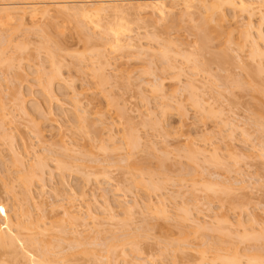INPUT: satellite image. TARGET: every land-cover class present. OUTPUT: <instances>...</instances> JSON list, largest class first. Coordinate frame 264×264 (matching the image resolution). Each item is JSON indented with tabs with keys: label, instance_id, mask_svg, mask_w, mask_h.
<instances>
[{
	"label": "rangeland",
	"instance_id": "1",
	"mask_svg": "<svg viewBox=\"0 0 264 264\" xmlns=\"http://www.w3.org/2000/svg\"><path fill=\"white\" fill-rule=\"evenodd\" d=\"M115 1L136 6L151 0ZM260 1L256 8L264 15ZM179 6L163 17L132 9L122 39L132 38L140 52L150 50L142 53L110 48V29L117 25L112 18L95 25L51 12L47 19L0 23V235L17 239L0 238V264H42L43 252L54 264H198L202 253L205 259L222 255L220 260L239 253L241 264H264V59L252 61L241 39L248 18L204 29L200 10L187 16ZM259 18L250 23L264 47ZM26 107L32 115L21 112ZM127 135L139 137L133 150ZM215 153L218 160L211 162ZM38 154L46 155L42 184L33 178L35 170L29 174ZM214 182L215 193L202 189ZM219 218L228 229L218 226Z\"/></svg>",
	"mask_w": 264,
	"mask_h": 264
},
{
	"label": "bare ground",
	"instance_id": "2",
	"mask_svg": "<svg viewBox=\"0 0 264 264\" xmlns=\"http://www.w3.org/2000/svg\"><path fill=\"white\" fill-rule=\"evenodd\" d=\"M166 0H151V1H145L144 3H140V2H138V3H140V4H138L137 3V5L136 6H132V5H130V4H125L124 6H122L120 3H118V1H115V0H102V1H99V2H97V3H95V4H90V5H88V2H78L80 5H76V6H68V3L67 2H50L49 3V5L48 6H40V5H38V3H30V2H26V3H24V4H22L20 7L18 6H10V4L9 5H7V3L5 4H3L2 3V5H0V23H9V22H13V21H19L20 23H22L23 21H24V18H25V16H28V18H26V19H28L30 22H33V21H35V20H41V19H47V18H49L50 16H51V12H54V13H57V14H59V13H62V14H66L68 17H72V18H74V19H79V20H83V21H85L86 23H90V24H97L96 22L98 21H101V19H103V18H112L113 20V22L115 21V23H117V25L115 26V28H113V29H110V33H111V35H112V39H109V42L111 41V45L110 46H112V47H110L111 49L112 48H115V49H126V50H136V48H137V50L139 49V52H140V50H141V47H139L138 45H136V43H134L135 41H133V39L132 38H130L129 36H127L128 37V39L126 40V39H124V40H126V41H124L122 38H123V35L126 33V32H129V28L127 29V24H128V22H127V20H129V18H131V14L133 13L132 12V9L133 10H137V11H139V12H143V11H149V12H151V14L153 15H155V14H157V15H159L160 17H163L166 13H170V12H172L173 11V9L175 10V8L174 7H176L177 5L179 6V4H181V6L183 7V11H185V13H186V15H187V13H189L190 15H191V12H194V10H195V12L196 11H198V10H200L201 11V13L203 14H201L200 13V15L204 18V19H202V17H201V19L202 20H200V17H199V20L201 21V25L199 24L198 26H204V29L207 27V28H209L208 26L209 25H211V24H213L214 23V27L213 26H211V29H212V27L216 30V27L217 28H219V29H221L224 25H226V24H228V23H230V21L231 20H234L237 16H238V18L240 17V16H243V17H245V18H248V19H246V20H248L247 22V24H246V26H245V29H244V27H243V29H244V31L243 32H241V34H242V37H241V39H243V43L244 42H246V44H249V58L253 61L254 59H256V61H260V60H262V59H264V47H262L261 45H260V42L262 41V37H261V35L258 33V32H254V31H252L253 30V28H255V26L253 25V24H251L250 23V21H251V19L253 18V17H260L259 19L260 20H262V19H264V15H261L262 13H260L259 12V9H257L256 7H259V5H257V3H258V0H178V1H173L174 3V5L171 3V5L169 4L168 5V3H166L165 2ZM169 1V0H168ZM171 1V0H170ZM125 2V1H124ZM259 2H261L260 0H259ZM70 3H73V2H70ZM262 3V2H261ZM261 3H258V4H261ZM48 4V3H47ZM119 5H121V6H119ZM134 5V4H133ZM181 6H179L180 8H181ZM261 6V5H260ZM177 8V7H176ZM180 11V10H179ZM183 11H182V13H181V15L183 14ZM132 12V13H131ZM138 12V13H139ZM194 12V13H195ZM262 12V11H261ZM184 13V14H185ZM197 13V12H196ZM172 14V13H171ZM179 14V13H178ZM189 14L187 15V16H189ZM199 14V13H198ZM133 15V14H132ZM167 15V14H166ZM180 15V14H179ZM181 15H180V17H181ZM257 15V16H256ZM178 16V15H177ZM184 16V15H183ZM129 17V18H128ZM128 18V19H127ZM242 19V18H241ZM212 22V23H211ZM252 22V21H251ZM262 22H264V21H262ZM199 23V22H198ZM211 23V24H210ZM80 24V23H79ZM126 24V25H125ZM87 25V24H86ZM98 25V24H97ZM207 25V26H206ZM254 27H253V26ZM202 27H198L199 28V30L198 31H200V29L202 28ZM82 28V27H81ZM206 28V29H207ZM203 28H202V30H204ZM218 29V30H219ZM225 29H227V28H225ZM242 29V30H243ZM80 30V29H79ZM223 30V29H222ZM83 31V30H82ZM82 31H80V32H82ZM87 31H89V30H87ZM219 31H221V30H219ZM125 32V33H124ZM202 32V31H201ZM205 32V31H204ZM213 32H215V31H213ZM87 33V32H86ZM124 33V34H123ZM216 33V32H215ZM258 33V34H257ZM84 34V33H83ZM120 34L122 35L121 37H120ZM201 34H203V33H201ZM228 34V33H227ZM261 34H262V32H261ZM87 35V34H86ZM85 35H83V37H84ZM202 36H204V35H202ZM217 37H218V35H216ZM228 36H229V34H228ZM232 36V35H231ZM240 36V35H239ZM262 36H264V34H262ZM90 37V36H89ZM89 37H87V39L89 38ZM200 37H201V35H200ZM204 37H206V36H204ZM231 38V37H230ZM84 39H86V37L84 38ZM86 39V40H87ZM200 39H202V38H200ZM199 39V40H200ZM261 39V40H260ZM227 40H228V38H227ZM259 40H260V42H259ZM124 41V42H123ZM197 41H198V39H197ZM202 41H205V40H203L202 39ZM228 41H230V40H228ZM2 42V41H1ZM200 44V43H199ZM203 44V43H202ZM201 44V45H202ZM245 44V45H246ZM108 45V46H109ZM205 46V45H204ZM203 47V46H202ZM149 49H151V48H149ZM144 52L147 50V51H150V50H148V49H146L145 50V48H143L142 49ZM113 51H115V50H113ZM117 51V50H116ZM143 51H141L140 53H142ZM138 52V51H137ZM154 52V51H153ZM152 52V53H153ZM101 52H98V54L97 55H99ZM138 54V53H137ZM49 55H51V53H49ZM101 55V54H100ZM139 56V55H138ZM2 57V56H1ZM51 58H52V56H51ZM54 59H56V57L54 58ZM53 59V60H54ZM10 60V59H9ZM7 61V59L5 60V62ZM51 62V64H52V60L50 61ZM56 63H57V61H55ZM0 64H1V60H0ZM9 64V63H8ZM54 65H55V63H54ZM256 65V64H255ZM260 65V64H259ZM262 65H264V64H262ZM57 66V65H56ZM54 67V66H52V67H54V73L55 72H57V71H55V68H57V67ZM12 67V66H11ZM52 67H51V69H52ZM255 67V66H254ZM258 67V66H257ZM262 67H264V66H262ZM260 68H261V66H260ZM58 71H59V68L57 69ZM262 71H264V69H261ZM39 71V70H38ZM257 71V70H256ZM42 72V71H41ZM50 72H51V70H50ZM100 72V71H99ZM259 72V71H258ZM52 73V72H51ZM50 74V73H49ZM55 74H57V73H55ZM45 75H48V74H45ZM53 76H54V74H53ZM58 77V74L57 75H55V77ZM51 77H52V74H51ZM104 77V76H103ZM103 77L101 78V79H103ZM48 78H50L49 77V75H48ZM52 79V78H51ZM50 79V80H51ZM50 80H48V84H47V88L49 87V86H51V85H49L50 83H51V81ZM52 82H54V81H52ZM45 83V82H44ZM157 84V83H156ZM49 85V86H48ZM18 86H20V85H18ZM155 86V85H154ZM162 82H160L158 85H157V87H158V89L157 90H159L160 92H161V89H162ZM21 87V86H20ZM19 88V87H18ZM46 88V87H45ZM51 89H52V87H50ZM50 88H49V92L51 91L50 90ZM154 88H156V86L154 87ZM161 88V89H160ZM46 90V89H45ZM157 90H155V91H157ZM22 91V90H21ZM21 91L18 89V93H19V95H21L22 96V93H21ZM49 95V94H48ZM13 96V95H12ZM50 96H51V93H50ZM51 97H53V96H51ZM194 97V96H193ZM196 97V96H195ZM54 100H57V99H55V98H53ZM196 99V98H195ZM17 101V100H16ZM18 102V101H17ZM198 102V101H197ZM261 102V101H260ZM199 103V102H198ZM196 104V103H195ZM199 105V104H198ZM261 105H262V103H261ZM17 106H19V105H17ZM34 107L35 106V104H30V109H32V107ZM201 106H203V105H201ZM262 106H264V105H262ZM28 107V108H29ZM38 106L36 105V109L34 110V108H33V110L37 113L38 111L37 110H39L38 108H37ZM40 107V106H39ZM21 108V107H20ZM23 109V110H22ZM22 109H20V110H22L21 112H23V114L25 115V116H27V115H32L33 114V112H32V114H30L28 111H27V107L26 108H22ZM29 109V110H30ZM202 109V108H201ZM1 110V109H0ZM32 110V111H33ZM41 111H42V109H40ZM262 110H264V108H262ZM262 110H261V112H262ZM31 111V110H30ZM40 111V112H41ZM81 111V110H80ZM79 111V112H80ZM203 111V110H202ZM210 111V110H209ZM34 112V113H35ZM120 112V111H119ZM207 112V111H206ZM39 113V112H38ZM81 113V112H80ZM82 113L84 114V111L82 110ZM207 113H211L212 114V112L210 111V112H207ZM40 114V113H39ZM43 114H46V113H44L43 112ZM49 114V113H48ZM119 114H121V113H119ZM47 115V114H46ZM46 115H43V116H45L44 118H48V116H50L51 115V113L46 117ZM82 115V114H81ZM81 115H79V118H82V117H80ZM85 115V114H84ZM209 115V114H208ZM207 115V116H208ZM3 117V116H2ZM1 117V119H4V117L2 118ZM122 117V116H121ZM79 118H78V116H77V121L79 120ZM84 118V117H83ZM80 120H82V119H80ZM79 120V121H80ZM84 120V119H83ZM85 120H87V119H85ZM84 120V121H85ZM83 122V121H82ZM86 122V121H85ZM0 123H1V121H0ZM34 123V122H33ZM84 123V122H83ZM82 123V124H83ZM3 124V123H2ZM231 124V123H230ZM230 124H229V126H230ZM3 126V125H2ZM79 126H81V125H79ZM85 126V125H84ZM85 128V127H84ZM80 130V129H79ZM132 132H134V130L132 131ZM131 132V133H132ZM137 133V132H136ZM135 132L133 133V134H136ZM2 134H4V133H2ZM138 134H136V136H137ZM6 136V135H5ZM128 136V135H127ZM132 136V135H131ZM8 137V136H7ZM10 137V136H9ZM12 137V136H11ZM124 137V136H123ZM5 138V137H4ZM110 137L108 136V139H109ZM113 138V137H112ZM112 138H110V139H112ZM137 138H139V137H137ZM136 138V139H137ZM2 139V138H1ZM8 139H11V138H8ZM14 139V138H13ZM135 139V137L133 138H129V136H128V138H127V140H125V142L129 145V146H131V147H129L126 143H124V144H126L129 148H132V150H133V148L136 146V144H137V140ZM124 140V139H123ZM6 141V140H5ZM9 141V140H8ZM110 141V140H109ZM12 142H14V141H12ZM11 142V143H12ZM7 143V142H6ZM138 143H139V141H138ZM9 144V143H8ZM125 145V146H126ZM139 145V144H138ZM8 146V145H7ZM124 146V147H125ZM14 147V146H13ZM12 147V148H13ZM18 148V147H17ZM127 148V147H126ZM114 149V148H113ZM115 149H117V148H115ZM135 149V148H134ZM11 150H13V149H11ZM15 150V149H14ZM126 150V149H125ZM129 150V149H128ZM18 152V151H17ZM14 154L16 153V152H13ZM44 155V154H43ZM49 155V154H48ZM47 155V156H48ZM42 155H39L38 154V156L36 157V161H37V163H34L35 165L32 167V165H30V169H33L32 170V173H31V171H30V173L29 174H33V171L35 170V172L37 173V171H38V169L39 168H37V167H35L36 165L37 166H41L40 168L41 169H39V171H38V173L36 174L35 173V175H33V178H35L37 181L36 182H38L39 184L41 183H43V182H39V181H42V178H43V176H44V174H45V171L43 170L46 166H43V168H42V163L41 162H43L44 161V159L46 158L45 156H42ZM213 157H211L210 156V158H213V159H211V162L212 161H216L217 162V154L215 153V155L213 154L212 155ZM43 157H45L44 159H43ZM217 157V158H216ZM18 158V157H17ZM48 158V157H47ZM20 159V158H19ZM235 160H236V158H234ZM43 160V161H42ZM47 160V159H46ZM77 160V159H76ZM19 161V160H18ZM55 161H57V160H55ZM62 161V160H61ZM79 161V160H78ZM125 161H127V159L125 160ZM16 162H17V160H16ZM40 162V163H39ZM64 161H62V163H63ZM80 162V161H79ZM236 162H237V160H236ZM56 163V162H55ZM59 163V164H58ZM58 163H56V165H58V166H56L57 168H60V166L61 167H64V166H62V165H64V164H62L61 162H58ZM65 163V162H64ZM98 163V162H97ZM223 163V162H222ZM238 163V162H237ZM32 164H33V162H32ZM66 164V163H65ZM107 164L109 165V163L107 162ZM106 164V165H107ZM45 165V164H44ZM98 165H100L99 163H98ZM211 165V164H210ZM216 165V164H215ZM66 166V165H65ZM80 166H82V165H80ZM85 166V165H84ZM87 166V165H86ZM102 166H104L103 165V163H102ZM114 166V165H113ZM68 167V166H67ZM77 167H79V166H77ZM80 168V167H79ZM81 168H83L84 170L87 168V170L89 171V169L88 168H90V167H81ZM101 168H103V167H101ZM109 168V167H108ZM108 168H106V169H108ZM30 169H28V170H30ZM61 169H63V168H61ZM60 169V170H61ZM79 170V169H78ZM47 171V170H46ZM63 171V170H62ZM73 171V170H72ZM71 171V172H72ZM77 171V169L75 168V170H74V172H76ZM83 170H81V172H82ZM26 172V176L27 177H31V175L30 176H28L29 174L27 173V171H25ZM80 171L78 172L79 174L81 173ZM65 173V172H64ZM73 173V172H72ZM77 173V174H78ZM23 174V173H22ZM74 174V173H73ZM86 174V175H85ZM83 176H88L89 175V173L87 174V173H85ZM47 175V174H46ZM59 175V174H58ZM25 176V177H26ZM63 176V175H62ZM90 176H91V174H90ZM141 176V175H140ZM150 176V175H149ZM21 177V176H20ZM85 177V178H86ZM143 177H145L144 175H143ZM84 178V179H85ZM152 178V177H151ZM215 178V177H214ZM26 179V178H25ZM89 179V178H88ZM216 179V178H215ZM21 180H22V178H21ZM27 181H28V179H26ZM87 180V179H86ZM219 180V179H218ZM23 181V180H22ZM31 181V180H30ZM152 182H153V180H151ZM214 181V180H213ZM212 181V182H213ZM33 182V181H32ZM35 182V181H34ZM207 181H205V183H206ZM211 183V182H210ZM209 183V184H210ZM221 183H222V181H221ZM204 184V182L201 184V185H203ZM213 184H215V182L214 183H212L211 185H207L206 184V186L204 185V186H202V189H204V191H206V189L207 190H209L208 192H210L211 191V193H215V192H213L215 189H214V186H213ZM216 184H218V183H216ZM199 185V184H198ZM200 185V186H201ZM219 185H221L222 186V184H219ZM219 185L217 186V187H219ZM224 185V184H223ZM238 185V184H237ZM239 186V185H238ZM154 187V186H153ZM229 187H231V185L229 186ZM155 188V187H154ZM213 188V189H212ZM219 188H222V187H219ZM224 188V190L223 191H229L230 190V188H227L226 186L225 187H223ZM222 188V189H223ZM245 188V187H244ZM244 188H242V190L244 189ZM235 189H240V187L239 188H235ZM234 188L233 189H231V190H235ZM72 190V189H71ZM71 190H69L70 192H71ZM242 190H239V191H242ZM219 191H221V192H223L222 190H219ZM238 191V192H239ZM236 192H237V190H236ZM74 192H72L71 194H73ZM207 193V192H206ZM70 194V193H69ZM210 194V193H209ZM219 194V193H218ZM232 194H233V192H232ZM231 194V195H232ZM213 195V194H212ZM217 195V194H216ZM210 196H211V194H210ZM218 196V195H217ZM219 196L221 197V195L219 194ZM222 198V197H221ZM106 201V200H105ZM105 203L106 202H104V210L105 211H108V215H109V213L111 214V207H110V205L109 204H106L105 205ZM109 205V206H108ZM65 212V211H64ZM68 211H66L65 213L67 214V215H69L68 213H67ZM185 212V211H184ZM113 214V213H112ZM111 214V215H112ZM185 214H187V212L185 213ZM67 215H65V216H67ZM89 215H91V214H89ZM110 216V215H109ZM90 217V216H89ZM94 217V215L92 216V218ZM95 217H96V215H95ZM114 217V216H113ZM112 217V218H113ZM70 218V220H73V222H76V220H78L77 218H75L74 216H68V219ZM91 218V217H90ZM110 218V217H109ZM112 218H110V219H112ZM96 219V218H95ZM220 219V218H219ZM223 218H221L220 220H219V223H218V226H219V224H220V228L222 227V228H225V229H228L229 227H228V225H230L229 223H228V221L227 220H225V219H223ZM33 222V221H32ZM34 223V222H33ZM248 223V222H247ZM28 224H32L31 223V221L28 223ZM27 224V225H28ZM36 224V222L34 223V225ZM22 225V224H21ZM39 225V224H38ZM240 225H242L241 223H240ZM28 226H30V225H28ZM217 226V227H218ZM19 227V226H18ZM23 227V226H22ZM25 227V226H24ZM30 227H33V226H30ZM29 227V230H31V228ZM228 227V228H227ZM252 227V226H251ZM27 228V227H26ZM20 228H18V230H19ZM33 229H35V226L32 228V230ZM39 229V227L37 228V226H36V229L35 230H38ZM244 229V228H243ZM28 230V229H27ZM40 230V229H39ZM9 231V230H8ZM20 232H21V230H19ZM245 231H247L246 229H245ZM250 231V230H249ZM20 232H17V233H20ZM245 233H247V232H245ZM251 233V232H250ZM5 236V234L4 233H1V235H0V238L1 239H3V242L5 241V239L7 240V238L9 237L10 239H9V241L11 240V237L13 238V236H11V234H9V232L6 234V237L7 238H3L4 236ZM2 236V237H1ZM128 236V235H127ZM130 236H132V234L130 235ZM245 236H247V235H245ZM252 236H253V234H252ZM125 237V236H124ZM133 237V236H132ZM16 237H14V239H12V240H14V242H15V240H17V239H15ZM115 238V237H114ZM242 238H244V237H242ZM118 239H119V237H118ZM135 239H137V238H134V240ZM245 239V238H244ZM11 240V241H12ZM133 240V241H134ZM1 241V240H0ZM124 241V240H123ZM125 241H127V240H125ZM132 240L130 241V242H133ZM6 242H8V241H6ZM6 242H4V243H6ZM33 243H34V241H32ZM38 242V241H37ZM111 242V241H110ZM116 242H117V240H116ZM121 242V241H120ZM119 242V243H120ZM127 242H129V241H127ZM130 242H129V244H130ZM136 242H138V240L136 241ZM139 242H141V241H139ZM138 242V243H139ZM4 243H2V241H1V244H4ZM11 243H13V242H11ZM118 243V244H119ZM88 244V243H87ZM112 244V242L111 243H109V247H112L113 245H111ZM121 244V243H120ZM124 245H125V243H123ZM132 244V243H131ZM134 244H135V241H134ZM141 243H139V245H140ZM37 245H39L38 243L36 244L35 243V248H36V246ZM49 246L48 247H50V244H48ZM80 245H82V244H80ZM116 247H117V245L116 244H114ZM127 245V244H126ZM135 245H137V244H135ZM1 246V245H0ZM52 246V245H51ZM56 246H58V245H56ZM79 246V245H78ZM77 246V247H78ZM90 246V245H89ZM101 246V245H100ZM105 246L107 247V245L105 244ZM115 246H113V248L115 247ZM120 246V245H119ZM118 246V247H119ZM130 246V245H129ZM138 246V245H137ZM137 246L136 247H134V246H132V248H136V250H137ZM41 246H38V248H40ZM45 247V246H44ZM53 247V246H52ZM77 247H75L74 246V248H77ZM85 247V246H84ZM104 247V246H103ZM124 247V246H123ZM43 248V247H42ZM41 248V249H42ZM56 247H54V249H55ZM58 248V247H57ZM81 248H83V247H81ZM81 248H79V249H81ZM105 248V247H104ZM108 248V247H107ZM131 248V247H130ZM132 248H131V250H132ZM41 249L39 250V251H41ZM72 249H73V247H72ZM71 248H69L68 250H72ZM78 249V248H77ZM85 249V248H84ZM108 249H112V248H108ZM108 249L106 250V248H105V252H107L108 251ZM114 249H116V248H114ZM114 249H112V250H114ZM134 249H133V251H134ZM56 250V249H55ZM74 250V249H73ZM111 250V251H112ZM217 250H219V249H217ZM37 251V250H36ZM38 251V252H39ZM42 251H44V249L42 250ZM46 251V250H45ZM49 251V250H48ZM47 251V252H48ZM52 251V250H51ZM77 251V250H76ZM110 251V252H111ZM216 251V250H215ZM220 251H221V249H220ZM220 251H218V252H220ZM223 251V250H222ZM227 251V250H226ZM225 251V252H226ZM232 251V250H231ZM47 252H45V253H47ZM74 252H75V250H74ZM78 252H79V250H78ZM87 252V251H86ZM114 252V251H113ZM122 252H124V250L122 251ZM137 252V251H136ZM224 252V253H225ZM48 253H51V252H48ZM59 253V252H58ZM67 253V252H66ZM70 253V252H69ZM76 253V252H75ZM125 253V252H124ZM124 253H122V254H124ZM138 253V252H137ZM228 253V252H227ZM250 253V252H249ZM39 254H41V256L42 257H44L45 256V260H46V262L45 261H43V263L45 262V263H47V264H49V258H51V257H48L47 259H48V261H47V259H46V254H44V252L43 253H39ZM44 256H43V255ZM61 254V253H60ZM72 253H70V255H71ZM107 254V253H106ZM216 254V253H215ZM218 254V253H217ZM256 254V253H255ZM252 255V256H256V259L254 258V260H258L257 259V254L256 255ZM48 255H50V254H48ZM47 255V256H48ZM55 255V254H54ZM65 255V254H64ZM67 255V254H66ZM224 255V254H223ZM238 255H239V253H238ZM238 255L236 256L235 255V257H231V258H228V260H226L227 258V256H223L224 258H226L225 260L227 261V262H225V260H224V258L222 259V260H220V258H221V256H220V258L218 257V255H216V256H214V257H212L211 259H205V258H207L206 256H204V254L202 253V255H201V257H200V260H199V262H198V264H208V263H213L212 261H215V257H216V260L217 261H219V262H224V263H227V264H241V263H239V260H240V258H239V260L237 259V257H238ZM248 255V254H247ZM36 256V255H35ZM34 256V257H35ZM56 256H59L58 254L56 255ZM61 256V255H60ZM59 256V257H60ZM69 256V255H68ZM121 256H124V255H121ZM125 256H126V254H125ZM140 256H141V254H140ZM63 257V256H62ZM137 257H138V255H137ZM149 257V256H148ZM230 257V256H229ZM37 258V257H36ZM57 258V257H56ZM61 258V257H60ZM70 258V257H69ZM151 258V257H150ZM248 258H250V257H248ZM37 259H40L41 260V258H37ZM63 259H64V257H63ZM71 259V258H70ZM143 259V258H142ZM34 260V259H33ZM53 260V261H52ZM65 260H66V258H65ZM133 260H135L134 259V257L132 258V261H130L131 263H133ZM137 260V259H136ZM209 260V261H208ZM212 260V261H211ZM224 260V261H223ZM249 261H251L252 259H248ZM260 260V259H259ZM31 261H32V259H31ZM39 261V260H38ZM38 261H35L34 260V262H38ZM54 261L55 262H57L55 259H54V257H53V259L51 258V260H50V264H51V262L54 264ZM60 261H63V260H60ZM117 261V260H116ZM138 261V263L137 264H141V260L139 261V259L137 260ZM206 261H208V263L206 262ZM216 261V262H217ZM249 261H247L248 263H250ZM33 262V264H36V263H34ZM135 263H136V261H134ZM144 261H142V264H145V263H143ZM216 262H214L215 264H216ZM42 263V264H43ZM44 263V264H45ZM134 263V264H135ZM213 263V264H214ZM221 263H219V264H221ZM224 263H222V264H224ZM248 263H246V264H248ZM256 263V262H255ZM259 263V262H258ZM258 263H256V264H258ZM261 263V262H260ZM38 264H40V263H38ZM197 264V263H196ZM251 264V263H250Z\"/></svg>",
	"mask_w": 264,
	"mask_h": 264
}]
</instances>
